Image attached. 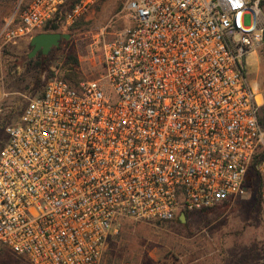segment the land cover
Instances as JSON below:
<instances>
[{
	"label": "built area",
	"instance_id": "1",
	"mask_svg": "<svg viewBox=\"0 0 264 264\" xmlns=\"http://www.w3.org/2000/svg\"><path fill=\"white\" fill-rule=\"evenodd\" d=\"M71 1L33 0L0 45L30 41ZM102 1L79 0L67 23ZM261 2L127 0L131 25L101 78L55 77L1 127L0 246L30 264H102L123 220L174 222L243 195L264 151L247 74L264 46ZM256 171L264 218V160Z\"/></svg>",
	"mask_w": 264,
	"mask_h": 264
},
{
	"label": "rangeland",
	"instance_id": "2",
	"mask_svg": "<svg viewBox=\"0 0 264 264\" xmlns=\"http://www.w3.org/2000/svg\"><path fill=\"white\" fill-rule=\"evenodd\" d=\"M32 1L0 0V28L5 20L18 18ZM126 3L103 0L81 19L67 23L69 4L54 24L59 26L56 33L68 34L70 39L47 56L39 53L29 59L30 41L0 45V128L17 119L29 100L55 77L74 86L100 79L106 48L131 25ZM245 24H251L250 15ZM247 74L262 95L263 105L264 46L247 58ZM259 191L255 182L248 184L234 201L207 212L185 214V222L123 220L107 237L102 264H264ZM0 264L30 262L0 246Z\"/></svg>",
	"mask_w": 264,
	"mask_h": 264
},
{
	"label": "water",
	"instance_id": "3",
	"mask_svg": "<svg viewBox=\"0 0 264 264\" xmlns=\"http://www.w3.org/2000/svg\"><path fill=\"white\" fill-rule=\"evenodd\" d=\"M70 35L63 33H49L42 32L35 35L30 40V54L28 56L29 59H32L37 54L41 53L43 56H47L51 53L54 48L60 46L62 41L69 40ZM181 222H185V214L182 213L179 217Z\"/></svg>",
	"mask_w": 264,
	"mask_h": 264
},
{
	"label": "trees",
	"instance_id": "4",
	"mask_svg": "<svg viewBox=\"0 0 264 264\" xmlns=\"http://www.w3.org/2000/svg\"><path fill=\"white\" fill-rule=\"evenodd\" d=\"M73 1V0H72ZM71 1V2H72ZM79 0H76L72 5L70 3V8L69 10L74 6V4L76 2H78ZM260 8L263 12V15H264V0H262L261 4H260ZM67 10V9H66ZM59 17V16H57ZM55 22H52L50 23L48 26H46V28L43 30V32H49V33H56L58 32L59 30V26L58 25H55L54 24ZM76 64H77V61H74ZM259 123L261 125V127L264 129V104L261 106L260 110H259ZM2 129L0 128V133H1ZM260 160H264V151L263 150H260L258 155L256 156V158L254 159L253 161V164L249 170V173H248V177H247V182H246V187L248 184H251V183H254L259 187V193L261 195V188H262V184H261V180H260V177L256 171V166L258 164V162ZM228 203V202H226ZM225 205V203H223ZM212 210V209H210ZM210 210H204L203 212H207V211H210ZM187 215H189L190 213H186ZM160 223V222H158Z\"/></svg>",
	"mask_w": 264,
	"mask_h": 264
}]
</instances>
